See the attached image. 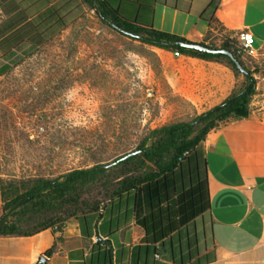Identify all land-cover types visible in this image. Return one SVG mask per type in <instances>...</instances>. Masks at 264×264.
Here are the masks:
<instances>
[{"label": "crops", "instance_id": "0c3cea01", "mask_svg": "<svg viewBox=\"0 0 264 264\" xmlns=\"http://www.w3.org/2000/svg\"><path fill=\"white\" fill-rule=\"evenodd\" d=\"M116 1L128 17L191 42L221 47L238 43L245 29L253 32L255 52L241 56L258 79L250 114L222 122L200 144L197 167L173 195L186 192L187 211L170 214L167 202L164 210L150 209L127 192L68 219L61 231L0 235V264H264V0ZM0 11V79L29 53L97 16L84 0H0ZM152 47L163 64L169 115L197 116L245 80L224 61ZM200 201L208 208L183 222ZM4 203L0 172V216Z\"/></svg>", "mask_w": 264, "mask_h": 264}, {"label": "rangeland", "instance_id": "374dc122", "mask_svg": "<svg viewBox=\"0 0 264 264\" xmlns=\"http://www.w3.org/2000/svg\"><path fill=\"white\" fill-rule=\"evenodd\" d=\"M165 89L151 45L87 17L0 79L5 185L110 161L150 129L195 117L163 111Z\"/></svg>", "mask_w": 264, "mask_h": 264}, {"label": "trees", "instance_id": "16d2710c", "mask_svg": "<svg viewBox=\"0 0 264 264\" xmlns=\"http://www.w3.org/2000/svg\"><path fill=\"white\" fill-rule=\"evenodd\" d=\"M84 1L105 25L124 36L151 46L224 61L237 74H243L245 80L221 104L192 119L173 121L150 129L136 148L110 161L73 168L56 177L15 180L8 186L3 180L5 203L0 216L1 236H27L46 229L61 231L68 219L97 211L108 200L131 191L143 197L150 209L158 207L160 211L164 210L162 203L167 202L166 209L168 212L171 210L170 214L187 211L186 192L176 199L173 195L183 189L185 184L182 180L191 172L193 164L197 167L200 144L222 122L250 114V104L257 93V79L232 44L226 42L221 47L208 46L227 48L233 52V57L226 53L187 48L182 43L191 41L155 28L153 21L128 17L123 5L116 0ZM200 204L199 208L185 214L183 222L208 208V201H200ZM53 251L54 247L46 255H51Z\"/></svg>", "mask_w": 264, "mask_h": 264}, {"label": "built area", "instance_id": "2783aa9c", "mask_svg": "<svg viewBox=\"0 0 264 264\" xmlns=\"http://www.w3.org/2000/svg\"><path fill=\"white\" fill-rule=\"evenodd\" d=\"M4 18V13L0 11V22ZM255 35L248 29L240 32L238 36V43L233 44V49L238 55L243 56L245 53L253 54L255 52ZM176 56H180L183 52L179 50H174Z\"/></svg>", "mask_w": 264, "mask_h": 264}, {"label": "water", "instance_id": "95a60500", "mask_svg": "<svg viewBox=\"0 0 264 264\" xmlns=\"http://www.w3.org/2000/svg\"><path fill=\"white\" fill-rule=\"evenodd\" d=\"M182 45L187 48H192V49H198L201 51H208L212 53H226L230 56H234L233 52L227 48H215V47H210L208 45H205L203 43H198V42H183ZM240 67H243L241 64H239ZM46 259L43 258L41 262H44Z\"/></svg>", "mask_w": 264, "mask_h": 264}]
</instances>
